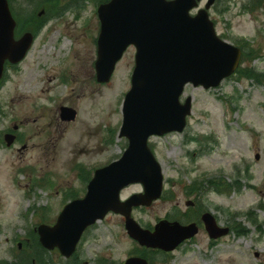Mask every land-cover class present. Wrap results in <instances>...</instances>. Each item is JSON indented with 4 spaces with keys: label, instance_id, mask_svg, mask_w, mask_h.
Segmentation results:
<instances>
[{
    "label": "rangeland",
    "instance_id": "374dc122",
    "mask_svg": "<svg viewBox=\"0 0 264 264\" xmlns=\"http://www.w3.org/2000/svg\"><path fill=\"white\" fill-rule=\"evenodd\" d=\"M100 1L82 0L79 17L71 11L47 23L26 59L6 72L0 89V264H20L25 257L41 264L36 228L54 225L69 198L85 197L86 179L128 148L118 133L136 50L126 52L109 83L97 82ZM263 1L217 0L213 6L217 33L244 47L246 59L216 89L186 86L183 98H193V114L185 133L149 141L163 166L165 192L133 210L143 227L154 228L168 216L188 220V210L198 221L204 209L234 234L212 241L200 225L199 234L176 251L147 253L127 234L124 217L111 212L85 233L78 264H123L135 253L151 255V264H264V81L249 75L264 72ZM65 2L51 0L48 9ZM62 106L76 109L77 119L62 121ZM15 125L20 140L7 146L4 137ZM143 190L133 184L121 196ZM188 200L195 203L191 209ZM47 253L56 264H73L58 250Z\"/></svg>",
    "mask_w": 264,
    "mask_h": 264
},
{
    "label": "water",
    "instance_id": "95a60500",
    "mask_svg": "<svg viewBox=\"0 0 264 264\" xmlns=\"http://www.w3.org/2000/svg\"><path fill=\"white\" fill-rule=\"evenodd\" d=\"M201 0H111L98 9L101 25L98 40L97 80L109 82L117 63L130 46L136 47V63L131 90L124 99L120 137L128 138L129 147L119 160L98 168L84 198L69 202L59 214L56 225H40L39 238L44 248H60L72 256L83 233L113 211L126 217V228L143 246L172 251L199 233L196 223L160 221L154 232L143 229L132 218L133 207L150 206L164 190L162 167L152 153L148 140L152 135L184 131L192 114V97L181 103L185 86L216 88L238 69L243 51L222 40L215 30L209 10L216 0L191 14ZM16 19L9 0H0V81L6 61L20 63L31 50L34 34L25 32L16 39ZM66 120L76 118V111L62 109ZM8 145L15 141L8 134ZM260 156L257 155V159ZM132 183L144 186L143 194L120 199L123 188ZM188 204H193L189 202ZM211 238L230 233L220 228L212 213L202 216ZM125 264H148L130 258Z\"/></svg>",
    "mask_w": 264,
    "mask_h": 264
},
{
    "label": "flooded vegetation",
    "instance_id": "af4514ba",
    "mask_svg": "<svg viewBox=\"0 0 264 264\" xmlns=\"http://www.w3.org/2000/svg\"><path fill=\"white\" fill-rule=\"evenodd\" d=\"M38 2V0H36ZM51 0H48V3H46V8L44 9L43 7L40 8L39 10H37L35 12V15L30 17V19L27 20V22H25V24L28 23V27L27 26H22L21 29L19 28L18 33H20L19 35H21L22 33H25V31L30 30L32 31L35 36H36V32L41 31L42 29H44L47 26V23L52 22V21H58V19L63 18L64 17V13L66 12H73L75 14H77L79 17L78 12H76V9L78 8V3L77 0H68L67 4L62 5L59 4L57 5V7L53 8L52 10H50V8L48 9V7L50 6L49 2ZM54 1V0H52ZM14 6H16V9L18 11H20L23 7V5H28V6H34L33 4H30V0H13ZM42 9H44L43 13L41 12ZM18 27V26H17ZM100 29V27H99ZM99 32V30H98ZM97 32V33H98ZM96 42H97V38H96ZM63 107V106H62ZM62 107L60 108V111L62 109ZM19 136L20 135H16V141L19 142ZM231 230L232 233L234 234V231L232 229L231 226H228Z\"/></svg>",
    "mask_w": 264,
    "mask_h": 264
},
{
    "label": "trees",
    "instance_id": "16d2710c",
    "mask_svg": "<svg viewBox=\"0 0 264 264\" xmlns=\"http://www.w3.org/2000/svg\"><path fill=\"white\" fill-rule=\"evenodd\" d=\"M12 0H10V2H11ZM35 1L36 0H30V2H31V4H33V3H35ZM82 0H77V3H78V9H79V7H82ZM46 3H48V0H38V2L36 3V5H35V9L34 10H32V11H26V12H24V10H20L21 12H16L15 11V15H16V17H18V20H19V26H18V28H20L21 29V27L25 24V22H26V19H29L30 17H32V16H34L35 15V11H37V9L39 8V7H41L42 5H46ZM100 3V2H99ZM12 4H13V2H12ZM22 12H24V13H22ZM244 48V47H243ZM253 55V54H252ZM247 57H249V53L247 54ZM244 59H246V52H245V54H244V56H243V60ZM251 77H253V78H255L258 82H262V81H264V72H262V73H260V74H256V73H254V72H250V74H249ZM87 180H88V178H87ZM87 182V181H86ZM74 198H77L76 196H72L71 198H69V199H74ZM239 232H242V229L241 230H238ZM35 232V231H34ZM33 232V235L35 236V238H36V243H37V245L40 247V249H41V264H56L51 258H50V256H48L47 255V250H45V249H43L42 248V246H41V244H40V241H39V238H38V235H37V233H34ZM30 262L31 261H28V259L25 257L24 259H22L21 258V263L20 264H25V263H27V264H30ZM73 264H77V261H75L74 260V262H73Z\"/></svg>",
    "mask_w": 264,
    "mask_h": 264
}]
</instances>
